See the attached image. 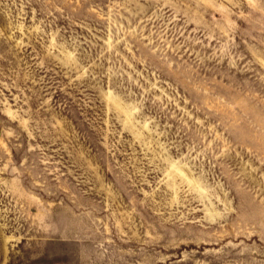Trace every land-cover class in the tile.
<instances>
[{
	"label": "rangeland",
	"instance_id": "374dc122",
	"mask_svg": "<svg viewBox=\"0 0 264 264\" xmlns=\"http://www.w3.org/2000/svg\"><path fill=\"white\" fill-rule=\"evenodd\" d=\"M0 264H264V0H0Z\"/></svg>",
	"mask_w": 264,
	"mask_h": 264
}]
</instances>
